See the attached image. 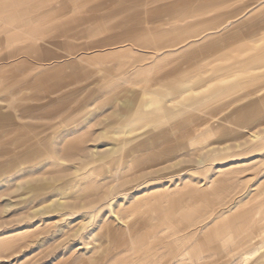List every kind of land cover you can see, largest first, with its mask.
<instances>
[{"label":"rangeland","instance_id":"374dc122","mask_svg":"<svg viewBox=\"0 0 264 264\" xmlns=\"http://www.w3.org/2000/svg\"><path fill=\"white\" fill-rule=\"evenodd\" d=\"M158 1L139 8L167 0ZM253 1L143 23L148 44L114 38L120 29L88 20L105 14V5L53 12L55 20L86 18V32L72 21L80 36L49 41L0 15V53L23 47L27 36L43 51L0 60V114L10 116L0 125V264H264V124L226 121L264 95V62L246 63L263 52L264 28L245 40L254 50L234 37L220 42L225 54L187 51L208 38L244 35L251 27L241 21L264 4ZM37 13L25 12L31 24L44 23ZM153 30L173 33L175 45L159 42ZM13 33L20 37L8 38ZM171 52L180 55L166 63ZM192 66L198 71L179 76ZM243 79L252 85L210 97ZM110 82L121 91L106 102ZM156 110L177 117L139 118ZM220 125L239 138L216 141ZM188 128L198 130L182 135ZM162 131L184 147L159 166H136L129 145Z\"/></svg>","mask_w":264,"mask_h":264},{"label":"crops","instance_id":"0c3cea01","mask_svg":"<svg viewBox=\"0 0 264 264\" xmlns=\"http://www.w3.org/2000/svg\"><path fill=\"white\" fill-rule=\"evenodd\" d=\"M143 0H114L111 3L105 2H97L95 0H64L60 3L58 8H55L53 5L54 0H0V15L9 20L14 26H20L25 24L27 30L30 34L35 35L36 38H40L44 41H49L53 37L60 36H80V33L72 32V21L76 22L77 28L82 30V36H84L86 30L84 28L83 23L86 18H78L76 15L70 16L67 20H55V16H52L53 12H61L72 9L73 11L83 9L85 7H97L100 5L108 6V10L105 14L101 16H93L88 20L103 22L105 28L108 29H120L121 32L113 35L114 38H119L123 40H129L133 42H138L142 44H148L147 33L145 29L141 27L143 23L152 22L157 20L159 22L163 21L162 16L166 14H176V17L183 16L188 13H199L207 11L211 8H216L222 4H228L231 0H167L164 3L156 5L151 9H147L144 13L139 8L141 6V2ZM153 2H159L158 0H151ZM221 1V2H220ZM258 0L253 1L250 5L252 6ZM261 1V0H259ZM190 7H194L191 9ZM39 8H44L40 10ZM34 11L38 12L36 14L35 19L41 20V24H31L32 20L28 19L25 16V12ZM264 15V4L260 6L258 9L254 10L247 18L241 21L240 24L244 26H248L250 30H248L244 35L240 37V35H235L234 32L225 34L218 38V40L207 39L206 43L203 45H191L188 48L189 53H198V52H207V51H215L216 54H225L227 50L220 44L223 41V38H227V40H231V38L236 37V43L240 48H248L254 50V46L248 47L247 42L245 41L247 37L252 36L258 29L264 28V18L261 20V17ZM255 19H257L255 21ZM214 22V20H210ZM216 19L214 23H217ZM91 27V26H89ZM100 26L91 27L90 32L87 35L95 36L97 30ZM155 37L159 40V42L163 41L164 43H169L170 46L175 45L176 36L173 33L168 32H159L158 30H153ZM20 37L18 34H11L10 37ZM25 45L23 47H17L9 52L0 53V60L15 58L19 54H23L25 56H31L33 54L43 52L41 50V46L38 45L32 37H24L23 38ZM4 43V42H1ZM221 45V46H220ZM160 48L158 44L157 49ZM178 54L174 52L169 53L163 61L170 59H175L179 57ZM167 63V61H165ZM264 62V50L261 54L253 53L246 59L247 64H261ZM193 67V66H192ZM188 68L187 71L179 73L181 78H184L190 72H196L198 69L195 67ZM244 67V65H243ZM217 69L216 71H219ZM43 78L38 77L37 82L43 83ZM252 85V82L248 79H243L235 84L230 86H226L223 88L214 89L210 97L217 98L226 96L236 91L239 87H246ZM173 86L176 85L173 82ZM105 90L107 91V97L105 99L106 102H112L117 98V94L121 91L119 84L116 82H110L106 85ZM94 95L91 94L88 97V101L93 99ZM192 104H199L200 100H192L190 101ZM169 114L173 116L170 111H161L156 110L150 113H140L139 118L148 120L150 122H158L162 118L166 117ZM9 115L0 114V125L5 124L9 121ZM174 118L177 116H173ZM179 118V117H178ZM226 121L231 122L239 127L249 128L254 124H264V95L257 99L251 100L246 105L237 108L234 110L231 117H227ZM20 127V125H15V129ZM213 128V127H212ZM196 128H188L182 130V135H190L193 131H196ZM211 130V128H210ZM217 133L216 141H227L230 139H238L240 136V132L230 129L226 126H218L213 129ZM242 135V134H241ZM168 137L167 131H162L161 134H152L146 133L142 136H139L136 139L135 143H131L129 145V156H132L133 163L144 169L153 168L155 166H159L171 157H173L174 153L179 149L183 148V144L181 143H172ZM184 247L188 248V244L186 242L183 243ZM196 248H192L191 250H195ZM260 247L253 249L247 253L253 252ZM258 251V252H259ZM257 252V253H258ZM245 253V254H247ZM256 253V254H257ZM186 254V253H185ZM184 253H178L175 258L180 256H184ZM255 254V255H256ZM254 255V256H255ZM245 257V256H244ZM244 259V258H243Z\"/></svg>","mask_w":264,"mask_h":264},{"label":"bare ground","instance_id":"6f19581e","mask_svg":"<svg viewBox=\"0 0 264 264\" xmlns=\"http://www.w3.org/2000/svg\"><path fill=\"white\" fill-rule=\"evenodd\" d=\"M258 251H259V249H256L255 251L246 254L244 259H243V263L248 262Z\"/></svg>","mask_w":264,"mask_h":264}]
</instances>
